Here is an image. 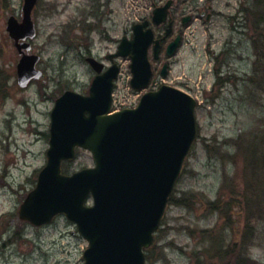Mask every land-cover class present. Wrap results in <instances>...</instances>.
<instances>
[{
    "label": "rangeland",
    "instance_id": "374dc122",
    "mask_svg": "<svg viewBox=\"0 0 264 264\" xmlns=\"http://www.w3.org/2000/svg\"><path fill=\"white\" fill-rule=\"evenodd\" d=\"M159 1L38 0L30 54L40 57L43 74L22 89L6 24L10 16L20 22L23 0H0V264H83L88 243L64 215L34 227L18 210L46 164L53 101L67 88L87 91L92 73L84 58L108 64L124 29L130 34L134 23L149 19ZM176 1L184 4L174 16L204 0ZM213 6L216 17L195 19L173 59L171 77L188 82L199 103L197 138L147 264H264V4ZM230 44L234 49L221 54ZM212 52L221 54L218 73ZM119 62L114 108L137 101L126 87L130 63ZM93 164L81 150L63 166L69 175Z\"/></svg>",
    "mask_w": 264,
    "mask_h": 264
},
{
    "label": "water",
    "instance_id": "95a60500",
    "mask_svg": "<svg viewBox=\"0 0 264 264\" xmlns=\"http://www.w3.org/2000/svg\"><path fill=\"white\" fill-rule=\"evenodd\" d=\"M37 0H23L22 20L13 16L6 30L20 55L18 85L25 87L41 72L35 69L38 56L20 40L34 38L32 12ZM171 1L152 12L156 25L166 21ZM148 22L133 26V39L123 38L115 57L131 54V85L140 89L148 84L150 65L147 49L153 42ZM178 38L168 46L167 55L176 50ZM155 56L159 41H155ZM100 72L102 65L88 59ZM165 70V67L163 68ZM113 66L92 83L90 95L66 92L57 99L51 113L47 163L39 172L37 184L20 206L18 215L34 226L51 222L64 213L77 225L89 246L84 264H145L143 249L153 240L167 199L179 175L184 157L196 135V102L185 93L168 86L143 95L136 109L107 115ZM89 150L95 167L70 176L61 173V162L73 160L75 148ZM88 195L93 206L84 205Z\"/></svg>",
    "mask_w": 264,
    "mask_h": 264
},
{
    "label": "flooded vegetation",
    "instance_id": "af4514ba",
    "mask_svg": "<svg viewBox=\"0 0 264 264\" xmlns=\"http://www.w3.org/2000/svg\"><path fill=\"white\" fill-rule=\"evenodd\" d=\"M172 6L169 10L168 13V20L165 25H161L159 27H155L154 33H155V38L160 39V51L158 54V57L155 59L153 56V48L150 49L149 51V58H150V63L152 66V78L150 81V86L152 88H158L162 84H170L173 87L177 88H182L184 91L191 92L192 91V86L189 85L188 82L183 81V78L181 77L180 80H178L177 77L172 78V64H173V59L167 58L166 56V48L168 44H170L176 37H180L179 44L177 51L179 48L183 45L184 40H185V35L187 28L191 25V23L195 19H200V21H204L205 23L211 22L215 17H216V12L214 10L213 2L214 0H204L203 3H196L195 7L193 10H189L187 7L186 9H183V12L177 13L176 16H174V9L176 8L177 10L183 6L184 3H179L176 0H172ZM166 1H159V4L162 5ZM171 25V28L169 29V33L166 35V31L168 30V25ZM125 32V31H124ZM231 48L225 49L222 51L221 54L224 52H231L234 48L233 44ZM226 46H228V43H226ZM221 54H216L214 52L211 53V60H212V71L216 72V68L219 69L218 65V60H220ZM108 56V55H107ZM105 56V57H107ZM86 59V57L84 58ZM166 65V72L165 76L162 77L161 74V69L162 67ZM92 77L91 80L88 84L87 91L81 92L77 91L76 92L82 94V95H88L90 85L92 81L97 77V74L92 72ZM74 90V89H73ZM54 102V101H53ZM50 116V114H49Z\"/></svg>",
    "mask_w": 264,
    "mask_h": 264
},
{
    "label": "trees",
    "instance_id": "16d2710c",
    "mask_svg": "<svg viewBox=\"0 0 264 264\" xmlns=\"http://www.w3.org/2000/svg\"><path fill=\"white\" fill-rule=\"evenodd\" d=\"M261 1H262V4H264V0H261ZM263 10H264V9H263ZM263 10H262V11H263ZM262 11H261V12H262ZM263 12H264V11H263ZM146 260H148V259H146Z\"/></svg>",
    "mask_w": 264,
    "mask_h": 264
}]
</instances>
